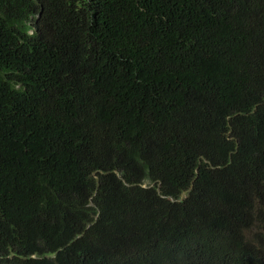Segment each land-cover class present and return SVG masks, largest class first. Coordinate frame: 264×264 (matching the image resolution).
Masks as SVG:
<instances>
[{
  "label": "trees",
  "instance_id": "obj_1",
  "mask_svg": "<svg viewBox=\"0 0 264 264\" xmlns=\"http://www.w3.org/2000/svg\"><path fill=\"white\" fill-rule=\"evenodd\" d=\"M0 264H264V0H0Z\"/></svg>",
  "mask_w": 264,
  "mask_h": 264
}]
</instances>
